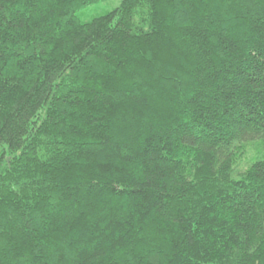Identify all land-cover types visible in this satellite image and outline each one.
Instances as JSON below:
<instances>
[{
  "label": "trees",
  "instance_id": "16d2710c",
  "mask_svg": "<svg viewBox=\"0 0 264 264\" xmlns=\"http://www.w3.org/2000/svg\"><path fill=\"white\" fill-rule=\"evenodd\" d=\"M99 1L0 0V264H264V0Z\"/></svg>",
  "mask_w": 264,
  "mask_h": 264
},
{
  "label": "rangeland",
  "instance_id": "374dc122",
  "mask_svg": "<svg viewBox=\"0 0 264 264\" xmlns=\"http://www.w3.org/2000/svg\"><path fill=\"white\" fill-rule=\"evenodd\" d=\"M121 3V0H102L90 6H87L76 13L77 18L82 22H89L92 19L105 15L106 13L117 8ZM254 145L252 146L245 158L240 162V167L250 164L253 161L264 158V147ZM257 147V148H256ZM260 148V149H258Z\"/></svg>",
  "mask_w": 264,
  "mask_h": 264
}]
</instances>
